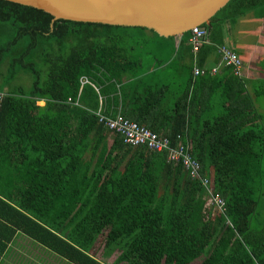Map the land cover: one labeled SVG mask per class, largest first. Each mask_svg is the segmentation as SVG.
Here are the masks:
<instances>
[{
    "label": "trees",
    "instance_id": "obj_1",
    "mask_svg": "<svg viewBox=\"0 0 264 264\" xmlns=\"http://www.w3.org/2000/svg\"><path fill=\"white\" fill-rule=\"evenodd\" d=\"M249 12L264 18V0H230L202 24L212 44L194 56L189 31L177 44L146 27L54 20L0 0V261L21 231L73 264H106L90 251L107 230L102 256L121 251L112 264H264V81L249 90L227 67L193 72L195 57L204 66L201 52L222 45L224 24ZM21 73L31 87L13 85ZM82 76L98 91L86 84L82 105L67 103ZM100 96L105 114L173 146L191 142L224 212L213 214L166 151L127 144L99 122Z\"/></svg>",
    "mask_w": 264,
    "mask_h": 264
},
{
    "label": "water",
    "instance_id": "obj_2",
    "mask_svg": "<svg viewBox=\"0 0 264 264\" xmlns=\"http://www.w3.org/2000/svg\"><path fill=\"white\" fill-rule=\"evenodd\" d=\"M42 9L56 19L141 26L181 37L211 18L230 0H9Z\"/></svg>",
    "mask_w": 264,
    "mask_h": 264
},
{
    "label": "built area",
    "instance_id": "obj_3",
    "mask_svg": "<svg viewBox=\"0 0 264 264\" xmlns=\"http://www.w3.org/2000/svg\"><path fill=\"white\" fill-rule=\"evenodd\" d=\"M189 42L192 46L194 56H196L200 47L207 42L208 29L202 25L193 27L190 31ZM217 53L220 57V64L215 66H194L193 72L195 76L199 75H216L218 74L220 65L230 68L232 72L241 77L243 61L240 55L231 49L228 45L222 44L217 48ZM80 89L76 98L68 97L66 102L74 105L81 106V92L86 84H91L97 91L98 88L87 76L80 78ZM4 96L5 93H0V96ZM3 98V97H2ZM100 107L94 113L98 116L99 122H102L110 130L123 136L125 143L132 146L143 145L149 150L163 152L166 151L168 154V161L179 162L183 165L184 169L189 173L190 177L194 180L199 181L205 190V194L210 198L212 205L219 210L224 212L225 200L224 197L215 190L212 186L210 178L204 177L201 174L200 163L191 156L189 150L191 149V142H183V138L178 136L179 142L173 146L169 138L158 134L149 127L139 124L134 120L124 116L118 112L116 115L111 116L105 114L102 109L103 96H100Z\"/></svg>",
    "mask_w": 264,
    "mask_h": 264
},
{
    "label": "crops",
    "instance_id": "obj_4",
    "mask_svg": "<svg viewBox=\"0 0 264 264\" xmlns=\"http://www.w3.org/2000/svg\"><path fill=\"white\" fill-rule=\"evenodd\" d=\"M179 39L180 37L176 39L177 44ZM209 44L212 43L208 38L204 47H209ZM217 44L219 42L213 44L214 49L211 51L206 49L201 52L203 56L207 55L204 66L211 67L220 64V57L216 49ZM220 44L228 45L240 55L243 61L242 77L249 90L259 81H264V18L255 17L253 12H249L237 17L235 21L226 22L223 26V39ZM194 61L197 65L196 57ZM224 69L226 67L220 65V73ZM50 212L57 213V207L54 209L51 207ZM51 257L56 259L59 256L23 232L17 231L8 244L0 264H51ZM59 259H61V264L62 262L73 264L64 258L59 257ZM55 263L57 264V262Z\"/></svg>",
    "mask_w": 264,
    "mask_h": 264
},
{
    "label": "rangeland",
    "instance_id": "obj_5",
    "mask_svg": "<svg viewBox=\"0 0 264 264\" xmlns=\"http://www.w3.org/2000/svg\"><path fill=\"white\" fill-rule=\"evenodd\" d=\"M256 36V35H255ZM5 69V66H3L1 68V72L4 71ZM31 84H32V76L29 74V73H21V74H18L14 80V86H22V87H25V88H29L31 87ZM1 93V92H0ZM2 95L0 96V100L2 99ZM259 102H260V106L262 107V111H264V96H261L258 98ZM37 104L39 105H43V102L42 101H38ZM112 135H110L109 139H108V143L111 144L112 142ZM218 209L213 207L212 206V212L214 215H217L219 214L218 213ZM107 230L104 231V234L99 236V239L98 241L93 245L92 249H91V253L99 260L105 262L106 264H112L114 262V260L117 258V256L120 254V250H116L110 257H106L104 258L102 256L103 254V247H104V241H105V233H106ZM26 253V252H24ZM55 257V256H54ZM52 260L51 261V264H56L55 262H57V264H61V259H59V257H57L56 259H53L51 257ZM201 261V258L195 260L193 262V264H198L199 262ZM62 264H65L64 262H62ZM123 264V263H121Z\"/></svg>",
    "mask_w": 264,
    "mask_h": 264
},
{
    "label": "bare ground",
    "instance_id": "obj_6",
    "mask_svg": "<svg viewBox=\"0 0 264 264\" xmlns=\"http://www.w3.org/2000/svg\"><path fill=\"white\" fill-rule=\"evenodd\" d=\"M262 222V221H261Z\"/></svg>",
    "mask_w": 264,
    "mask_h": 264
},
{
    "label": "clouds",
    "instance_id": "obj_7",
    "mask_svg": "<svg viewBox=\"0 0 264 264\" xmlns=\"http://www.w3.org/2000/svg\"><path fill=\"white\" fill-rule=\"evenodd\" d=\"M170 140V139H169Z\"/></svg>",
    "mask_w": 264,
    "mask_h": 264
}]
</instances>
